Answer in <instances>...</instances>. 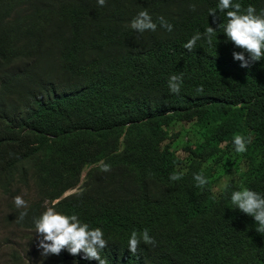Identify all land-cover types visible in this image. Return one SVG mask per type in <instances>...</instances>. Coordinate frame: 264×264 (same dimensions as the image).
Listing matches in <instances>:
<instances>
[{
	"label": "trees",
	"instance_id": "obj_1",
	"mask_svg": "<svg viewBox=\"0 0 264 264\" xmlns=\"http://www.w3.org/2000/svg\"><path fill=\"white\" fill-rule=\"evenodd\" d=\"M234 2L264 9V0ZM217 3L0 0V196L33 193L26 209L1 202L4 230L31 234L33 217L55 206L102 229L109 264H264V233L230 199L241 188L264 196V58L249 68L233 59L241 49L217 29L224 14L208 15ZM142 10L155 32L130 28ZM208 26L212 44L187 52ZM181 74L171 93L169 77ZM175 124L194 126L180 148ZM237 134L251 141L245 153L234 150ZM144 229L157 244L132 255L128 239ZM82 256L63 250L41 264H98ZM8 258L31 264L17 249Z\"/></svg>",
	"mask_w": 264,
	"mask_h": 264
},
{
	"label": "clouds",
	"instance_id": "obj_2",
	"mask_svg": "<svg viewBox=\"0 0 264 264\" xmlns=\"http://www.w3.org/2000/svg\"><path fill=\"white\" fill-rule=\"evenodd\" d=\"M97 3L102 7L106 4V0H97ZM189 9L195 11L196 5L190 4ZM218 13L224 14L226 22L220 23L217 29L222 27L226 40L231 42L235 48L241 49L240 52L232 53L233 59L241 62V67L249 68L251 63L264 58V9L257 14L256 8L252 5L242 8L241 3L234 2V0H218L215 8L208 9V15L216 17ZM157 19L160 27L168 32L173 30V25L163 16ZM130 28L142 34L145 31L155 32L157 24L153 22L147 10H142L132 19ZM217 29L214 30L208 26L203 32H197L183 45L184 49L189 53L193 52L197 41L202 39L212 44V38ZM245 53H247V58ZM181 84L182 74L172 75L168 79V88L171 93L178 95L181 91ZM196 92L202 93L203 85L198 86ZM250 142V139L242 135H235L233 138L235 152L245 153ZM100 169L102 172L111 171L110 165L104 162L100 163ZM193 178L198 187H204L207 183L202 174H194ZM179 179L181 176L178 174H172L169 177L170 181ZM75 191L71 190L64 196ZM230 199L235 209L254 219L258 225L255 230L258 233H264V196L249 188H241L233 191ZM14 204L18 209L27 208V203L22 196L14 197ZM27 214V211H21L16 222L21 223ZM33 224L35 233L42 237L37 243L38 249L42 250V258L48 255H59L61 251L67 250L74 257L83 253L82 259L95 260L98 264H109L108 260L100 255L108 245L104 232L100 227H90L88 223L82 222L78 214H62L56 210L55 206H48L39 217H33ZM141 243L156 246L157 241L150 236L147 229L140 233L133 231L127 242V248L132 255L137 254Z\"/></svg>",
	"mask_w": 264,
	"mask_h": 264
},
{
	"label": "rangeland",
	"instance_id": "obj_3",
	"mask_svg": "<svg viewBox=\"0 0 264 264\" xmlns=\"http://www.w3.org/2000/svg\"><path fill=\"white\" fill-rule=\"evenodd\" d=\"M172 128L174 134L178 133V138L175 140L174 145L179 148L183 143L188 142V139L194 138V126L190 124H175ZM231 160L232 156L230 157V161ZM72 191H75V189ZM18 192H20L19 195ZM18 192L15 193L14 197L22 196L26 202L33 198V193L30 189L21 188ZM14 197L8 198L7 196H0V204L2 201H4L3 204H5L7 200L14 202ZM1 214H3V206L0 205V215ZM2 227V223L0 222V264L9 263L8 252L14 249L19 250L22 254H29L31 264H41L43 261V258L41 257L42 250L38 249L37 243L42 237L35 232L26 234L9 229L4 230Z\"/></svg>",
	"mask_w": 264,
	"mask_h": 264
}]
</instances>
